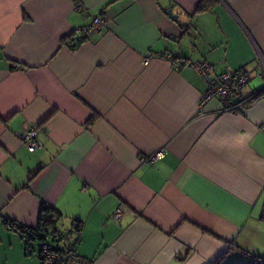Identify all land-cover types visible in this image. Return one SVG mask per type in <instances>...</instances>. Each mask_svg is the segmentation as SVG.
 Segmentation results:
<instances>
[{
  "label": "crops",
  "instance_id": "0c3cea01",
  "mask_svg": "<svg viewBox=\"0 0 264 264\" xmlns=\"http://www.w3.org/2000/svg\"><path fill=\"white\" fill-rule=\"evenodd\" d=\"M95 16L101 30L71 49ZM169 53L247 69L231 99L244 104L199 109L206 82ZM262 90L264 0H0V264H50L1 220L35 227L41 202L70 234L57 248L91 264H212L231 246L220 264L264 257ZM30 127L42 149L17 138Z\"/></svg>",
  "mask_w": 264,
  "mask_h": 264
},
{
  "label": "built area",
  "instance_id": "2783aa9c",
  "mask_svg": "<svg viewBox=\"0 0 264 264\" xmlns=\"http://www.w3.org/2000/svg\"><path fill=\"white\" fill-rule=\"evenodd\" d=\"M77 9L79 8L77 7ZM103 24L104 19L101 16H95L89 28H78L73 34L77 35L89 29L101 30ZM166 57L171 60L177 69L184 66L195 69L206 82L207 88L199 102V109L212 97L219 98L224 106V111L236 109L239 105L244 104L243 101L231 102L233 97L240 94L241 89L250 78V72L244 67L213 74L211 72L212 66L208 62L177 59L172 53L167 54ZM261 130H264V125L261 126ZM38 131V127H30L16 131L15 134L29 151H36L43 148V143L38 137ZM164 156L165 150L159 148L146 154H140L138 163L140 165H150L161 160ZM121 213L122 209L118 207L113 211L111 218L119 219ZM37 248L39 256L50 264H91V261L76 255L72 249L51 247L47 242H39Z\"/></svg>",
  "mask_w": 264,
  "mask_h": 264
},
{
  "label": "trees",
  "instance_id": "16d2710c",
  "mask_svg": "<svg viewBox=\"0 0 264 264\" xmlns=\"http://www.w3.org/2000/svg\"><path fill=\"white\" fill-rule=\"evenodd\" d=\"M200 10H201V6L200 4H198L197 11H200ZM82 40L83 38L81 36L72 33L65 37L64 42H66L67 45L70 46L71 49H74V47L77 44H79ZM257 94L258 95L264 94V90L257 92ZM93 120H94V116H92L88 120L87 124L91 125L93 123ZM59 217H61V213L58 210H56L53 207H50L44 202H41L39 206L38 221L35 227L21 225L12 218L2 217L1 220H2L3 225L7 229L15 231L20 237L26 239V245H28L29 247L30 242H33V241H36L38 243L47 242L46 235L49 230H50L53 240L56 241L57 237L60 235L61 232L53 227L56 225L57 219ZM259 220L264 222V207H262ZM75 227L77 228L78 231L80 230V224L76 225ZM235 247L231 246V249L228 248V250L224 254H222L219 258H217L212 264H220L222 261L226 259L230 250L234 249ZM241 251L243 254L247 256L246 264H264V257L258 256V255H251L245 250H241Z\"/></svg>",
  "mask_w": 264,
  "mask_h": 264
},
{
  "label": "rangeland",
  "instance_id": "374dc122",
  "mask_svg": "<svg viewBox=\"0 0 264 264\" xmlns=\"http://www.w3.org/2000/svg\"><path fill=\"white\" fill-rule=\"evenodd\" d=\"M53 228H56L58 231H60L59 229L61 228H59V225H57V226H54ZM61 233H60V235L63 233V231H60ZM59 235V236H60ZM69 236H70V234H65V236H63V238L60 240V241H58V242H56V241H54L53 240V238H52V236H49L48 238H46V240H47V242H48V244L50 245V246H52V247H59V246H61L62 248H64L66 245H67V242H68V240H69ZM32 247H34L35 248V245L34 244H32ZM241 254V253H240ZM244 255L242 254V262H239V261H237V260H234L233 262H231L230 264H246V262H247V257H246V259L243 257Z\"/></svg>",
  "mask_w": 264,
  "mask_h": 264
},
{
  "label": "water",
  "instance_id": "95a60500",
  "mask_svg": "<svg viewBox=\"0 0 264 264\" xmlns=\"http://www.w3.org/2000/svg\"><path fill=\"white\" fill-rule=\"evenodd\" d=\"M167 14H168L170 17H173V14H172L171 10H167ZM65 234H67V231L63 232L60 236H58L57 239H56V242L60 241V240L63 238V236H65ZM38 244H39V243H37V245H38ZM59 249H60V248H59Z\"/></svg>",
  "mask_w": 264,
  "mask_h": 264
},
{
  "label": "flooded vegetation",
  "instance_id": "af4514ba",
  "mask_svg": "<svg viewBox=\"0 0 264 264\" xmlns=\"http://www.w3.org/2000/svg\"><path fill=\"white\" fill-rule=\"evenodd\" d=\"M49 236H51L50 230L48 231L46 238H48Z\"/></svg>",
  "mask_w": 264,
  "mask_h": 264
}]
</instances>
